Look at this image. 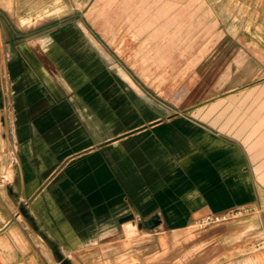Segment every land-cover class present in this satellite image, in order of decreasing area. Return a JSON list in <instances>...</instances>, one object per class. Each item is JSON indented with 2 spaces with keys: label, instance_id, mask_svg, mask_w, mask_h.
I'll return each instance as SVG.
<instances>
[{
  "label": "crops",
  "instance_id": "crops-1",
  "mask_svg": "<svg viewBox=\"0 0 264 264\" xmlns=\"http://www.w3.org/2000/svg\"><path fill=\"white\" fill-rule=\"evenodd\" d=\"M1 10L0 264H90L99 252L107 262L138 250L113 237L130 214L150 230L151 264H264V246L240 244L239 228H193L252 201L239 146L160 118L143 98L127 121V88L119 100L98 94L74 37L19 26L15 3Z\"/></svg>",
  "mask_w": 264,
  "mask_h": 264
},
{
  "label": "rangeland",
  "instance_id": "rangeland-1",
  "mask_svg": "<svg viewBox=\"0 0 264 264\" xmlns=\"http://www.w3.org/2000/svg\"><path fill=\"white\" fill-rule=\"evenodd\" d=\"M14 3L23 8L10 12L19 26H31L39 33L54 29L59 37H74L81 44L79 52L85 57L80 67H95L93 80L106 89L98 92L102 97L119 100L115 90L121 91L120 83L124 84L127 121L140 114L135 99L143 98L148 108L150 101L158 103L160 118L183 126L184 119L239 146L254 175L252 201L206 214L193 228L230 224L243 233L240 244L260 247L264 239V0H0L5 23L8 15L1 8ZM208 215L227 218L200 226L198 221ZM132 220H128L130 229ZM134 221L132 233L126 221L115 227L113 237L124 238L125 244L138 250L115 249L107 262L99 252L90 264H151L150 230L139 227L143 220Z\"/></svg>",
  "mask_w": 264,
  "mask_h": 264
},
{
  "label": "built area",
  "instance_id": "built-area-1",
  "mask_svg": "<svg viewBox=\"0 0 264 264\" xmlns=\"http://www.w3.org/2000/svg\"><path fill=\"white\" fill-rule=\"evenodd\" d=\"M226 218H227L226 215H224V216L208 215V216L202 218L201 220H199L198 224L200 226H207L209 224H212V223L217 222V221H221V220L226 219ZM259 246L260 247L264 246V239L259 243Z\"/></svg>",
  "mask_w": 264,
  "mask_h": 264
},
{
  "label": "water",
  "instance_id": "water-1",
  "mask_svg": "<svg viewBox=\"0 0 264 264\" xmlns=\"http://www.w3.org/2000/svg\"><path fill=\"white\" fill-rule=\"evenodd\" d=\"M131 219H134V215L133 214L125 216L124 218L121 219V222H125V221L131 220ZM139 226H141V224Z\"/></svg>",
  "mask_w": 264,
  "mask_h": 264
},
{
  "label": "bare ground",
  "instance_id": "bare-ground-1",
  "mask_svg": "<svg viewBox=\"0 0 264 264\" xmlns=\"http://www.w3.org/2000/svg\"><path fill=\"white\" fill-rule=\"evenodd\" d=\"M132 224V223H131ZM136 228V224L133 222V228L132 229H130V228H128L130 231H132V230H134Z\"/></svg>",
  "mask_w": 264,
  "mask_h": 264
}]
</instances>
